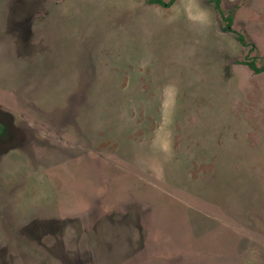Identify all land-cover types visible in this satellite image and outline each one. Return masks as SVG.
I'll return each instance as SVG.
<instances>
[{
	"label": "rangeland",
	"instance_id": "374dc122",
	"mask_svg": "<svg viewBox=\"0 0 264 264\" xmlns=\"http://www.w3.org/2000/svg\"><path fill=\"white\" fill-rule=\"evenodd\" d=\"M221 9L0 0V264H264V0Z\"/></svg>",
	"mask_w": 264,
	"mask_h": 264
},
{
	"label": "trees",
	"instance_id": "16d2710c",
	"mask_svg": "<svg viewBox=\"0 0 264 264\" xmlns=\"http://www.w3.org/2000/svg\"><path fill=\"white\" fill-rule=\"evenodd\" d=\"M147 3L149 4H154V5H159L161 7H165L168 8L170 6H172L175 2V0H145ZM212 5L214 10H216V12L220 15L221 19L224 22V27L223 29L225 31H230L231 28V24H232V16L231 14H226L224 15L222 9H221V0H208ZM236 39L237 41L244 46H247L248 44L246 43L244 37L239 34L236 33ZM250 49H253V46L251 45ZM243 64L247 65L249 67V69L255 73V74H260L264 72V65L263 66H258L256 64V57H252V58H248L247 60L242 62Z\"/></svg>",
	"mask_w": 264,
	"mask_h": 264
}]
</instances>
